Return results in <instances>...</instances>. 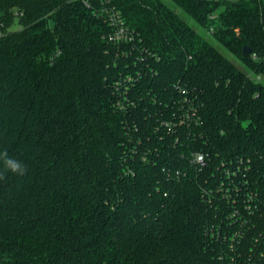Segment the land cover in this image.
Instances as JSON below:
<instances>
[{
    "label": "trees",
    "instance_id": "1",
    "mask_svg": "<svg viewBox=\"0 0 264 264\" xmlns=\"http://www.w3.org/2000/svg\"><path fill=\"white\" fill-rule=\"evenodd\" d=\"M168 1L0 0V264H264V0Z\"/></svg>",
    "mask_w": 264,
    "mask_h": 264
},
{
    "label": "clouds",
    "instance_id": "2",
    "mask_svg": "<svg viewBox=\"0 0 264 264\" xmlns=\"http://www.w3.org/2000/svg\"><path fill=\"white\" fill-rule=\"evenodd\" d=\"M0 159L3 160V166L8 172L19 176L25 174V167L19 161L6 158L4 154H0ZM0 179H3V176H0Z\"/></svg>",
    "mask_w": 264,
    "mask_h": 264
},
{
    "label": "built area",
    "instance_id": "3",
    "mask_svg": "<svg viewBox=\"0 0 264 264\" xmlns=\"http://www.w3.org/2000/svg\"><path fill=\"white\" fill-rule=\"evenodd\" d=\"M127 38V30L124 28V27H121L114 36H112L110 39L115 41V42H121L123 40H125ZM204 156L203 154L201 155H197L194 160L197 162V163H201L203 162L204 160Z\"/></svg>",
    "mask_w": 264,
    "mask_h": 264
},
{
    "label": "water",
    "instance_id": "4",
    "mask_svg": "<svg viewBox=\"0 0 264 264\" xmlns=\"http://www.w3.org/2000/svg\"><path fill=\"white\" fill-rule=\"evenodd\" d=\"M50 26L51 27L53 26V21H50ZM243 52L245 55H252L253 54L252 50L248 47H244Z\"/></svg>",
    "mask_w": 264,
    "mask_h": 264
},
{
    "label": "rangeland",
    "instance_id": "5",
    "mask_svg": "<svg viewBox=\"0 0 264 264\" xmlns=\"http://www.w3.org/2000/svg\"><path fill=\"white\" fill-rule=\"evenodd\" d=\"M167 2H168L170 5H172V3H171L170 1L167 0ZM182 16H183L184 18H187V15H185L184 13H182Z\"/></svg>",
    "mask_w": 264,
    "mask_h": 264
}]
</instances>
